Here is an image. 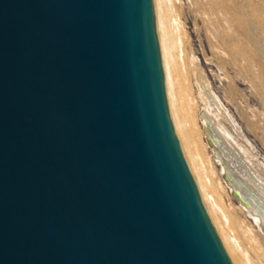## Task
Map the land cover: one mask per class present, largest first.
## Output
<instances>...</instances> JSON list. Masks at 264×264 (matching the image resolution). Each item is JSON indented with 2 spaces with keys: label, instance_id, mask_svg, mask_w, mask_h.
I'll return each instance as SVG.
<instances>
[{
  "label": "water",
  "instance_id": "obj_1",
  "mask_svg": "<svg viewBox=\"0 0 264 264\" xmlns=\"http://www.w3.org/2000/svg\"><path fill=\"white\" fill-rule=\"evenodd\" d=\"M189 59L219 173L264 236V162ZM179 96L161 0H0V264H255Z\"/></svg>",
  "mask_w": 264,
  "mask_h": 264
},
{
  "label": "rangeland",
  "instance_id": "obj_2",
  "mask_svg": "<svg viewBox=\"0 0 264 264\" xmlns=\"http://www.w3.org/2000/svg\"><path fill=\"white\" fill-rule=\"evenodd\" d=\"M192 1L169 0V4L173 16L177 15L175 17L178 22L177 33L179 40L181 39L175 58L177 69L180 71L179 75H181V78L179 76V87L184 94L183 102L186 109L197 123L196 132L198 135L201 134L199 136L201 140L203 138L202 143L208 141L199 119L207 99L196 88V78L189 59L190 52L203 63L201 67L210 79L208 84L209 87L211 86L210 89L238 119L241 129L250 137L249 144L244 138L235 136L232 128L222 117L219 118V123L227 130H231L230 132L238 141L264 162L260 156V153L264 152V0H235L239 17H250L252 31L250 63H248V43L243 34L235 28L232 32L237 35L238 43L232 39L224 46L219 45L214 36L216 35L214 33L216 12L211 7V0ZM203 147V161L213 183L215 182L213 190H217L215 192L226 204L231 222L234 224L233 227L243 238L244 246L253 262L264 264L263 234L246 216L247 213L243 208L241 209L242 206L237 199L229 193L231 184L219 173L211 148L208 145H203ZM236 209H241L240 217L237 216Z\"/></svg>",
  "mask_w": 264,
  "mask_h": 264
},
{
  "label": "bare ground",
  "instance_id": "obj_3",
  "mask_svg": "<svg viewBox=\"0 0 264 264\" xmlns=\"http://www.w3.org/2000/svg\"><path fill=\"white\" fill-rule=\"evenodd\" d=\"M192 1V0H191ZM197 1V0H196ZM202 1V0H200ZM193 2V1H192ZM205 2V1H204ZM161 3L163 4V6L165 7V9L167 10L168 13V29H169V45H170V60H171V67L174 73V77L178 86V90L180 93V96L178 98V102L181 106L182 109V115H181V121L183 123V125L185 126L187 132L189 133L191 139L193 140L195 146L197 147L201 157H202V153H203V145H208L210 147L209 141L202 143L201 137L198 135V133L196 132V129H198V127L195 129V126L197 123H195V119L193 118V116L191 114H189V112L186 109V105L183 102V95L180 89V85H179V76L181 78V75H179L178 69H177V64H176V52L178 53L179 51V46H180V40H179V36L177 33V27H178V22L176 21V16L174 17L170 8V4H169V0H161ZM195 3V2H194ZM192 4V3H190ZM196 4V3H195ZM212 9L215 10L216 12V19L214 21V26H215V31L214 33L216 35H214L217 39V42L219 43V45L224 46L226 45L228 42H230V40L235 39V42L238 43V37L236 34H234L232 31L237 28L238 31H240L243 36L245 37V41L248 43V63H250L251 61V23H250V17L248 18H244L239 17V11L238 8L236 7L235 4V0H211L210 2ZM201 5V4H200ZM191 7V6H190ZM192 8V7H191ZM175 10V9H174ZM173 10V11H174ZM174 13V12H173ZM175 14V13H174ZM248 15V14H247ZM245 16V14H244ZM177 19H179L177 17ZM214 30V29H213ZM181 31V30H180ZM182 51V50H181ZM180 51V52H181ZM179 52V54H180ZM181 57V56H180ZM221 61V60H220ZM235 62V59H234ZM181 63V62H180ZM192 68V67H191ZM184 73V72H183ZM193 73V72H192ZM181 84V83H180ZM209 86V85H208ZM211 87V86H210ZM187 89V88H185ZM183 90V89H182ZM190 91V90H188ZM202 94V93H201ZM187 96V95H186ZM203 96V95H202ZM188 97V96H187ZM206 98V97H205ZM186 99V97H185ZM207 99V98H206ZM193 101V99H192ZM196 104V103H195ZM192 109V108H191ZM202 114V113H201ZM228 124L229 126L232 128V133H234L235 136L241 137L243 138L238 132L237 130L229 123V121L222 115L221 116ZM196 118V117H195ZM219 123V121H218ZM222 125V124H221ZM198 126V125H197ZM202 128L204 129L202 123H201ZM225 129L226 127L224 125H222ZM227 130V129H226ZM230 130V131H231ZM228 132H230L229 130H227ZM205 132V129H204ZM231 133V132H230ZM231 133V134H232ZM206 134V132H205ZM233 135V134H232ZM233 135V136H234ZM238 140V139H237ZM211 148V147H210ZM212 151V149H211ZM213 153V152H212ZM203 159V158H202ZM225 179V178H224ZM215 183V182H214ZM215 187V186H214ZM217 188V187H216ZM217 191V190H215ZM239 206V205H238ZM240 207V206H239ZM243 207H241L242 209ZM240 209V210H241ZM237 210V209H236ZM238 209L236 212L240 215L237 214V216H241V212ZM244 210V209H243ZM245 211V210H244ZM235 212V214H236ZM246 212V211H245ZM243 214V213H242ZM230 216V215H229ZM246 216L249 217V215L247 214ZM231 218V216H230ZM244 218H246L244 216ZM250 218V217H249ZM243 221V219H241ZM250 220L252 221V219L250 218ZM239 221V220H238ZM250 221V222H251ZM235 223V222H234ZM244 224V222H242ZM248 225V221L246 222ZM252 223H254L252 221ZM252 223H251V228H252ZM255 224V223H254ZM234 225V224H232ZM240 225V224H239ZM241 226V225H240ZM235 229V228H234ZM246 229V227H245ZM243 230V229H242ZM252 231V229H251ZM257 231V229H256ZM245 232V231H244ZM243 232V233H244ZM241 233V232H240ZM252 233V232H251ZM239 234V233H238ZM246 234V233H245ZM257 234V233H256ZM261 234V233H260ZM253 238V235H251ZM257 236V235H256ZM246 237V236H245ZM255 238V236H254ZM260 241V239H258ZM258 241V243H259ZM248 244V243H247ZM251 248V247H250Z\"/></svg>",
  "mask_w": 264,
  "mask_h": 264
}]
</instances>
